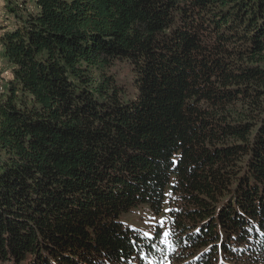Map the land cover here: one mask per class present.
Returning <instances> with one entry per match:
<instances>
[{"label": "trees", "instance_id": "obj_1", "mask_svg": "<svg viewBox=\"0 0 264 264\" xmlns=\"http://www.w3.org/2000/svg\"><path fill=\"white\" fill-rule=\"evenodd\" d=\"M33 5L5 0L0 264H264V0ZM165 198V243L121 221Z\"/></svg>", "mask_w": 264, "mask_h": 264}, {"label": "rangeland", "instance_id": "obj_2", "mask_svg": "<svg viewBox=\"0 0 264 264\" xmlns=\"http://www.w3.org/2000/svg\"><path fill=\"white\" fill-rule=\"evenodd\" d=\"M5 1V0H4ZM13 3L19 6V12L20 15H25L26 11L24 9H27V11H33L35 10V7L33 5L34 0H11ZM3 3L0 5L2 6ZM5 22V25L7 27V30H11L15 24H16V15L8 12V10H4L2 7H0V24L2 25ZM116 73L119 79V82L129 91H132L130 86V73L128 71V68L125 64H120L117 69ZM168 198V197H167ZM165 198V201L162 206V212L161 213H154L152 210H150L148 207H140L135 209L132 213L125 214L122 216L121 221L124 223L125 226L130 227L131 229L137 230L138 232L142 233L143 235L145 233H150V237H153L154 230L156 231L159 229L160 231V241L161 243H165V231H166V216L167 211L169 208L168 199ZM161 221H163V224H161ZM167 249L171 251V255H175V258H177L178 254L181 253V249L177 248L174 244H167ZM168 256V255H167ZM179 260H175L171 262V264H179ZM187 260H183L184 264ZM169 263V260H168ZM157 264V263H156ZM237 264H241L237 262Z\"/></svg>", "mask_w": 264, "mask_h": 264}, {"label": "built area", "instance_id": "obj_3", "mask_svg": "<svg viewBox=\"0 0 264 264\" xmlns=\"http://www.w3.org/2000/svg\"><path fill=\"white\" fill-rule=\"evenodd\" d=\"M0 7H2L4 10L5 8V1L0 0ZM16 10H19L20 5H16ZM7 27L5 25V22L1 25L0 24V95L4 94L6 91V88L8 84L13 80V67L12 65L7 61L5 57V49H4V43H3V35L6 31Z\"/></svg>", "mask_w": 264, "mask_h": 264}, {"label": "snow or ice", "instance_id": "obj_4", "mask_svg": "<svg viewBox=\"0 0 264 264\" xmlns=\"http://www.w3.org/2000/svg\"><path fill=\"white\" fill-rule=\"evenodd\" d=\"M161 224H163V221H161ZM145 238H148L150 237V233H145ZM169 234L168 233H165V237H167Z\"/></svg>", "mask_w": 264, "mask_h": 264}]
</instances>
